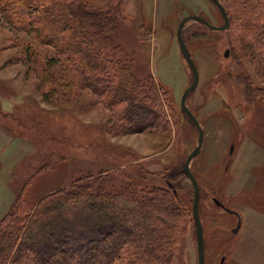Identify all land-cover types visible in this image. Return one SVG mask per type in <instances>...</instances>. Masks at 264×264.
Masks as SVG:
<instances>
[{
    "label": "rangeland",
    "instance_id": "374dc122",
    "mask_svg": "<svg viewBox=\"0 0 264 264\" xmlns=\"http://www.w3.org/2000/svg\"><path fill=\"white\" fill-rule=\"evenodd\" d=\"M89 1L99 6L109 0ZM116 4V41L131 59L135 76L151 75L164 87L168 129L114 136L105 128L115 121L113 112L86 89L79 88L72 100L49 105L41 98L34 68L17 61L21 47L0 46V219L20 193L33 204L73 179L100 170L134 173L148 186L168 187V178L187 212L184 238L171 264H198L193 187L179 174L198 137L196 126L181 117L180 109L193 75L181 55L176 30L188 14H199L215 25L223 19L210 0ZM182 35L199 75L186 104L204 131L201 151L190 168L200 188L205 264H220L223 258L225 264H264V75L248 58L235 60L231 55L233 44L238 47L235 24L217 31L189 21ZM10 38L30 42L0 19V45ZM33 49L41 56L55 52L38 44ZM61 74L58 69L56 75Z\"/></svg>",
    "mask_w": 264,
    "mask_h": 264
},
{
    "label": "trees",
    "instance_id": "16d2710c",
    "mask_svg": "<svg viewBox=\"0 0 264 264\" xmlns=\"http://www.w3.org/2000/svg\"><path fill=\"white\" fill-rule=\"evenodd\" d=\"M219 1L228 28L235 24L239 33L231 55L248 58L264 75V0ZM116 5L0 0V19L30 38L25 44L10 38L0 46L21 47L17 61L34 68L45 103L72 100L79 88L86 89L113 112L115 121L105 128L114 136L167 130V93L151 75L132 72L131 59L116 41ZM34 44L55 52L41 56ZM245 82L249 92L251 83ZM135 176L118 169L89 173L33 204L20 193L0 219V264H171L184 238L186 209L168 178L163 187Z\"/></svg>",
    "mask_w": 264,
    "mask_h": 264
},
{
    "label": "water",
    "instance_id": "95a60500",
    "mask_svg": "<svg viewBox=\"0 0 264 264\" xmlns=\"http://www.w3.org/2000/svg\"><path fill=\"white\" fill-rule=\"evenodd\" d=\"M218 9L219 13L222 16L223 23L221 25H215L210 23L206 18L199 14H188L186 16H183L177 26L176 30V38L177 42L179 45V49L181 52L182 57L184 58L186 64L190 68L193 78L191 83L186 87L184 90L181 100H180V109H181V117H187L189 118L192 123L196 126L197 128V143L195 147L189 152V154L186 156L185 161L183 163V173L189 178L192 187H193V198H192V217L195 222V227H196V251H197V263L198 264H205V257H204V242H203V229H202V223L201 219L199 216V211H198V201H199V194H200V189H199V184L196 180L195 175L191 171L190 168V163L193 158H195L201 151V147L203 144V138H204V131L203 128L201 127L198 119L194 116V114L191 112V110L188 108L186 104V100L188 95L195 90L197 83H198V70L196 67L195 62L193 61L190 51L187 48V45L183 39L182 35V30L184 25L189 22V21H196L204 25L210 30H217V31H223L226 30L229 26V18L227 16V13L221 4L219 0H210ZM224 56H228V49L225 50ZM217 204L221 206L222 208L224 207L222 203H220L218 200H216ZM225 208V207H224ZM227 211L231 212L230 209H227ZM234 212V211H232ZM239 227V222L238 226ZM237 231V228L234 229V232ZM224 259V258H223ZM221 260V262L223 261Z\"/></svg>",
    "mask_w": 264,
    "mask_h": 264
},
{
    "label": "flooded vegetation",
    "instance_id": "af4514ba",
    "mask_svg": "<svg viewBox=\"0 0 264 264\" xmlns=\"http://www.w3.org/2000/svg\"><path fill=\"white\" fill-rule=\"evenodd\" d=\"M232 211H234V210H232ZM233 213H234V215L238 216L237 212L234 211Z\"/></svg>",
    "mask_w": 264,
    "mask_h": 264
},
{
    "label": "crops",
    "instance_id": "0c3cea01",
    "mask_svg": "<svg viewBox=\"0 0 264 264\" xmlns=\"http://www.w3.org/2000/svg\"><path fill=\"white\" fill-rule=\"evenodd\" d=\"M140 155V154H139ZM142 155V154H141ZM139 158H142V157H139Z\"/></svg>",
    "mask_w": 264,
    "mask_h": 264
}]
</instances>
